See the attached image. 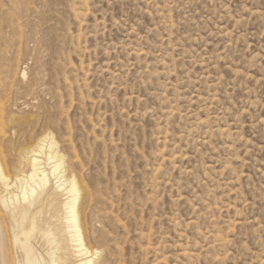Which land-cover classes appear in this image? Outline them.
Returning <instances> with one entry per match:
<instances>
[{"label":"rangeland","instance_id":"1","mask_svg":"<svg viewBox=\"0 0 264 264\" xmlns=\"http://www.w3.org/2000/svg\"><path fill=\"white\" fill-rule=\"evenodd\" d=\"M0 116L98 264H264V0H0Z\"/></svg>","mask_w":264,"mask_h":264},{"label":"bare ground","instance_id":"2","mask_svg":"<svg viewBox=\"0 0 264 264\" xmlns=\"http://www.w3.org/2000/svg\"><path fill=\"white\" fill-rule=\"evenodd\" d=\"M3 124L0 116V264H98L101 252L83 239L80 189L53 137L10 147Z\"/></svg>","mask_w":264,"mask_h":264}]
</instances>
